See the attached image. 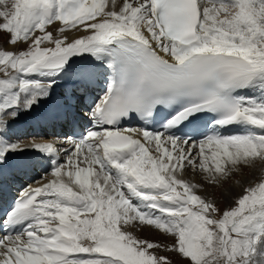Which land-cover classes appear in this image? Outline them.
<instances>
[{
  "label": "snow or ice",
  "instance_id": "1",
  "mask_svg": "<svg viewBox=\"0 0 264 264\" xmlns=\"http://www.w3.org/2000/svg\"><path fill=\"white\" fill-rule=\"evenodd\" d=\"M116 8L0 0V34L27 45L0 44V185L51 177L0 216V264H173L144 226L175 239L176 264H264V0ZM69 121L64 140L32 131ZM244 169L261 178L226 209L181 178L222 187Z\"/></svg>",
  "mask_w": 264,
  "mask_h": 264
},
{
  "label": "rangeland",
  "instance_id": "2",
  "mask_svg": "<svg viewBox=\"0 0 264 264\" xmlns=\"http://www.w3.org/2000/svg\"><path fill=\"white\" fill-rule=\"evenodd\" d=\"M4 35L6 36V34H4ZM3 39H4L3 34H0V44H2V45H4V42H5V41H3ZM19 44H21L20 46L26 45L24 43H19ZM20 48H22V47H20ZM25 48L27 49V46ZM24 49H20L19 51H22ZM9 51L16 52L14 49H10ZM57 91H60V89H57ZM247 177H248V175H246L244 173L237 174L236 178L233 179V177H232V179L229 180L222 187L207 186L204 184V181L200 178H198L199 179L198 183L197 182H193V183L201 185V188L196 189V192L198 195H200L202 197H206L209 200H213L218 205V207H220L221 209H226V208H230V207L234 206V201L238 197L243 195L244 189L246 187L255 185L256 183L259 182V180L261 178V176L258 175V177L256 179H252V181H250L249 180L250 177H249V179ZM237 182H238L239 186L235 188V191L232 194V192H230L231 191L230 188L232 187V184H237ZM202 189H204V190H202ZM134 234L139 239L147 240V241L162 245L163 249H167L171 245L175 244V239L173 237H171L170 235L162 234L158 230H156L152 227L147 228V226H144L140 229V231L135 232ZM163 249H153L152 251H154L157 255L167 256L173 262V264H176L178 257L174 253H172L171 251L163 250ZM182 264H187V262L184 261V262H182Z\"/></svg>",
  "mask_w": 264,
  "mask_h": 264
},
{
  "label": "bare ground",
  "instance_id": "3",
  "mask_svg": "<svg viewBox=\"0 0 264 264\" xmlns=\"http://www.w3.org/2000/svg\"><path fill=\"white\" fill-rule=\"evenodd\" d=\"M121 3H122V0H117V8H116V10L118 11L119 10V7L121 6ZM109 7H111V4L109 3ZM57 27H59V25H55V26H52V27H50L49 28V31H54V29L55 28H57ZM85 33H83V32H70L69 33V37L70 38H74V37H78V36H82V35H84ZM3 37H4V39H3V41H5L4 42V48H6L7 50H10V49H14L16 52H19V50L20 49H24L27 45H25V46H20L21 44H18L17 46H15V47H12V46H10V45H8L7 43H6V40H7V35L5 36L4 34H3ZM44 46H50V45H44ZM20 47H22V48H20ZM26 49V48H25ZM24 49V50H25ZM101 87H102V85H101ZM62 89H60V91H61ZM59 92V91H58ZM83 107V106H82ZM27 121L26 120H24V119H21V120H19V121H17L14 125H13V132H15V133H17V134H19L18 132H17V130H18V128H19V126L21 125V124H25ZM63 126V124H62V122L61 123H58V126ZM65 125H67V124H65ZM88 127L89 128H91L92 126L91 125H88ZM49 129V130H48ZM50 129H51V127H48L46 130H45V132L43 133V132H39L42 136H43V138L44 139H42V140H38L37 142H51V141H54L55 139H56V137H59L61 140H64V139H66L65 137H66V135H63V132H62V130H60V132L59 133H57V132H54L53 131V129H51L52 131H50ZM64 136V137H63ZM69 136V135H68ZM57 146L59 147L60 145L59 144H57ZM68 147H70V145H67ZM63 156H64V154H63V152H61V158L63 159ZM259 167V166H258ZM41 171V173H40V171ZM39 172L40 174H36V175H33L32 177H31V179L30 180H28V181H26L25 182V184H23V187L22 188H27L30 184L32 185V187H40V186H42V183H47L50 179H51V177H50V175H48L43 181H40V178L41 177H43V176H45V171L42 169V168H40L39 166H37V167H35L34 169H32V172ZM48 171L50 172V169H48ZM243 173L244 174H246V175H248V179H249V177H250V181H252V179H256L257 177H258V175L259 176H261V173H260V171H256V172H252V171H250V170H248V169H244L243 170ZM28 175H29V173H28ZM199 176V177H198ZM236 176L237 175H234L233 176V179L234 178H236ZM200 178V179H202L201 178V176L200 175H195V174H193V173H191V172H188V173H186L184 176H182L181 178L182 179H184V180H186V181H188V182H190V183H193V182H199L198 180V178ZM19 180H22V176L21 177H18L16 180H14V181H9L8 182V184L6 185V186H2V185H0V216H2L1 215V212H2V210H1V204H2V201H4L3 200V196L6 194V193H4V192H2L1 190L2 189H5V191H8V186H10L12 189H14V191L17 189V188H15V186H17V184H18V181ZM37 181H39V182H37ZM226 184V183H225ZM224 184V185H225ZM237 184H232V187L230 188L231 189V191L230 192H232V194L234 193V191H235V188L236 187H238V186H236ZM18 187V190L20 191L21 189H19V187H20V185L19 186H17ZM201 192V191H200ZM2 196V197H1ZM148 227H150V226H147V228ZM152 232V231H151Z\"/></svg>",
  "mask_w": 264,
  "mask_h": 264
}]
</instances>
